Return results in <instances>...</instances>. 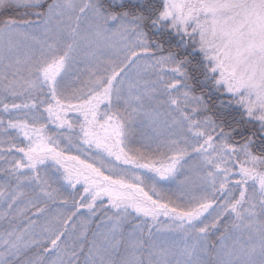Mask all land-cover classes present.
I'll return each instance as SVG.
<instances>
[{
    "label": "snow or ice",
    "instance_id": "1",
    "mask_svg": "<svg viewBox=\"0 0 264 264\" xmlns=\"http://www.w3.org/2000/svg\"><path fill=\"white\" fill-rule=\"evenodd\" d=\"M0 264H264V0H0Z\"/></svg>",
    "mask_w": 264,
    "mask_h": 264
}]
</instances>
